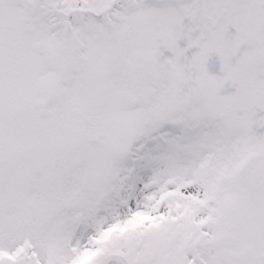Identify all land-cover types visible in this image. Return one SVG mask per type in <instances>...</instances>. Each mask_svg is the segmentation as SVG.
<instances>
[{"label":"snow or ice","instance_id":"snow-or-ice-1","mask_svg":"<svg viewBox=\"0 0 264 264\" xmlns=\"http://www.w3.org/2000/svg\"><path fill=\"white\" fill-rule=\"evenodd\" d=\"M0 264H264V0H0Z\"/></svg>","mask_w":264,"mask_h":264}]
</instances>
